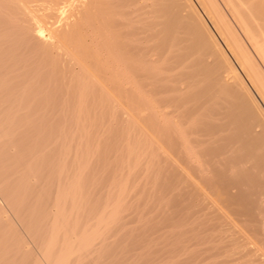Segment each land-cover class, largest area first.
I'll list each match as a JSON object with an SVG mask.
<instances>
[{"label":"bare ground","instance_id":"6f19581e","mask_svg":"<svg viewBox=\"0 0 264 264\" xmlns=\"http://www.w3.org/2000/svg\"><path fill=\"white\" fill-rule=\"evenodd\" d=\"M0 194L31 264H264V0H0Z\"/></svg>","mask_w":264,"mask_h":264},{"label":"rangeland","instance_id":"374dc122","mask_svg":"<svg viewBox=\"0 0 264 264\" xmlns=\"http://www.w3.org/2000/svg\"><path fill=\"white\" fill-rule=\"evenodd\" d=\"M162 164H163V163H162ZM170 175H171V174H170ZM165 176H166V175H165ZM168 180H170V179H168ZM166 181H167V178H166ZM176 185H177V186H175L176 189H174L175 191H173V192H174V195L177 194V195H178L177 198L179 197L177 200H178V201H181V203H183V204L186 202V205H188V204H189L188 202L192 200V198L190 197L191 195L188 193V195L185 196V195H184V192H183V194H181V190H180V188L184 186L182 183L179 182V183H177ZM183 188H184V187H183ZM183 188H182V189H183ZM161 190H162V189H161ZM168 190H169V189H168ZM177 190H178V191H177ZM98 191H100V192H98ZM162 191H163V190H162ZM162 191H161V192H162ZM164 191H165V193H166V196H165V198H163V199H164L165 201H166V199H168V203H169V201L171 200V199H170L171 196L169 197V196H168V193H169V195H171V194H170V191H168V193H167V190H164ZM164 191H163V192H164ZM163 192H162V193H163ZM175 192H176V193H175ZM179 192H180V193H179ZM178 193H179V194H178ZM185 194H187V193H185ZM0 195H1V194H0ZM95 195H96V197H95ZM99 195H100V196H99ZM102 195H103V193H101V190H97V191L95 192V194H94V197H95L96 199H97V198H98V199H101V198H102ZM161 195H162V194H161ZM163 195H165V194H163ZM189 195H190V196H189ZM182 196H183V197H182ZM188 196L190 197V199L187 198ZM99 197H100V198H99ZM162 197H163V196H162ZM180 197H181L183 200H182ZM185 198H186L187 200L184 202ZM180 199H181V200H180ZM188 200H189V201H188ZM193 200H194V201H191V205L194 206V204H196L195 202H196L197 200H195V197L193 198ZM5 201H6L5 198L1 195V196H0V208H1L0 210L4 211L3 213L5 214L6 222H8L9 224H10V222H11V224H10L11 227H12V224H13L12 229H14V230L16 231V232H15L16 235L20 238V240H22V242H23L24 244H27V245H25V247H26V251H24V253H20V252L17 251V249H16V241H15V242H14V241H11V240L8 241V235H7V234L5 235L6 232L0 230V231H1L0 234L2 233V234L0 235V257H2V258H0V264H31V262H32L31 259H32V258H33V259H36V260H41L40 250L38 249L39 244L37 243V241H36V243H33V241H32V238L34 237L33 234L31 233V231H29L28 228H26V229L28 230V233H27V230H24V228H25L24 225H25V224L23 223L22 218H21L18 214H16V213L14 212L13 208L11 207V205H9V204L7 203V201H6V202H5ZM178 201H177V202H178ZM187 201H188V202H187ZM199 202H200V201H197V205H199ZM200 204H201V203H200ZM3 205H4V206H3ZM181 205H182V204H181ZM181 205L179 206L180 209L178 210V212L176 211V214L179 213L180 216H179L178 214H177V215L175 214V216L180 217V218L183 220L185 214H186V218H188L190 215H189L188 211L186 210V208L184 209V211L182 210L183 207L181 208ZM197 205H195L196 207L190 206V207H193V208H191V209H190V207L188 206V208H189L190 210H192L191 213L193 214L192 216L194 217V218H190V220L187 221V222L189 223L190 229L193 230V233H194L196 230H197V232H198V229H200L199 231H201V227H203L202 230H204V225H205V221H203V218H204V220H205V217H204L205 215H204V214L202 213V211H201V210H202L201 206H202L203 204L200 205V206H197ZM197 207H200L199 209H200L201 213H200V211H197L198 209L196 210V211L198 212L199 215H198V214L196 213V211H195V208H197ZM141 208H142V207H141ZM163 208L168 210V207H167V208H166V206H165V207H162L161 211H159V214H160L161 212H162L161 214H163V213H167V212H169V213L171 212L170 209H169L168 211L166 210L167 212H163V211H165ZM188 208H187V209H188ZM189 209H188V210H189ZM12 210H13V211H12ZM171 210H172V209H171ZM180 210H182V211H180ZM185 210H186V212H185ZM190 210H189V212H190ZM194 211H195V212H194ZM169 213H168V216L171 218V222H170L171 224H170V225L173 226V225H175V224L178 223V218H175V216L170 215V214H173L174 211H172L170 214H169ZM180 213H181V214H180ZM191 213H190V214H191ZM195 213H196L197 216H198V217L196 216L197 218L195 217V215H196ZM183 214H184V215H183ZM202 214H203L204 216H203ZM188 215H189V216H188ZM192 216H191V217H192ZM201 216H202L203 218H201V220H200V217H201ZM127 217L129 218L128 220L126 219ZM161 217H162L163 219H162ZM165 217H166V216H165L164 214H163V216H162V215H159V218L156 219V221H157V220H160V219H161V220H164ZM126 218H124V219H126L127 222H126V220H124V221L126 222L125 224H127V227H128V226H131V224H133V223H134V224H133L132 226H135V225H136V223H135L134 221H130L131 219L133 220V218H132L130 215L126 216ZM172 218H173V219H172ZM180 218H179V219H180ZM195 218H196V219H195ZM166 219H167V217H166ZM168 219H169V218H168ZM174 219H175V220L177 219V221H174L175 223L173 224V221H172V220H174ZM197 219L200 221L199 223H196V222H198ZM21 220H22V222H21ZM161 220H160V222H162ZM186 220H187V219L183 220L182 222H184V221H186ZM192 220H194V221L196 220V222H193ZM164 221H167V220H164ZM164 221H163V222H164ZM191 221H192V223H191ZM202 221H203V222H202ZM24 222H25V221H24ZM157 222H158V221H157ZM167 222H168V224H169V220H168ZM167 222H166V224H167ZM185 223H186V222H185ZM188 223H187V224H188ZM194 223H196V224H195V227H194V225H193ZM200 223H201V224H200ZM2 224H4V223L2 222ZM2 224H1V222H0V227H2L1 229L4 230V226H3ZM158 224H159V222L157 223V225H158ZM162 224H164V223H162ZM166 224H165V225H166ZM179 224H181V221H180ZM165 225L162 226V227H163V230H164V229L167 230V231H166L167 234L170 233V232H172V234L170 233V234H171L170 236L173 237V238H172L173 241H176V242H174V244H175V243L177 244V245L175 244V248L178 246L177 249L179 250V245H178V244H179L180 242H182V237H183V238L185 237V238L183 239L184 241L187 240V237L189 236V235H188L189 231H188V230H184V229H180L181 231H179V233H177L178 231H175V232H174V229H177L176 226H175V227L173 226V227H174V228H173V227H171L170 225H168V226H170L171 228H170V229H167V228H169V227H168V226L166 227ZM196 225H198L199 227L196 228ZM132 226H131V227H132ZM177 226H178V225H177ZM191 226H192V228H191ZM5 227H6V226H5ZM157 227H158V226H157ZM157 227H156V228H157ZM159 227H160V224H159ZM164 227H165V228H164ZM195 228H196V230L194 231ZM5 229H6V228H5ZM157 229H158V228H157ZM159 229H162V228H159ZM6 230H7V229H6ZM6 230H5V231H6ZM151 230H152V229H151ZM153 230H154V231H153ZM153 230H152L153 232H156V233H154L153 235L156 234L157 237L159 236V238H158L159 241H161L160 239L163 238L162 235H164V237L168 236V237L171 239V237H170L169 235H167L166 233H165V234H166V236H165V234L162 233L161 231H160V233H162V235L159 234V231L157 232V230H156L155 228H154ZM163 230H162V231H163ZM168 230H170V231L168 232ZM177 230H179V227H178ZM20 231H21V232H20ZM152 231H151V232H152ZM187 231H188V232H187ZM22 232H23V233H22ZM145 232H146V231H145ZM145 232H144V234H145ZM148 232H149V231H147V233H148ZM186 232H187V233H186ZM197 232H195V233H197ZM29 233H31V234H29ZM174 233H175L176 235H175ZM184 233L187 234L188 236L185 235ZM28 234H29V235H28ZM148 235H149V233L146 234V237H147ZM150 235H151V237H150ZM150 235H149V237L152 239V234H150ZM173 235H175V236H173ZM183 235H185V236H183ZM9 236H11V235H9ZM12 236H13V235H12ZM29 236H32V238L29 237ZM177 236H178V239H176ZM13 237L15 238V236H13ZM26 237H27V238H26ZM154 237H156V236H154ZM161 237H162V238H161ZM180 237H181V238H180ZM5 238H6V239H5ZM147 238H148V237H147ZM147 238H146V241H145V242L143 241V243L140 242L141 244H140V243H138V245L136 244L137 247H138V246H139V247L142 246V244H144V243H148L147 240L150 239V238H148V239H147ZM169 238H168V239H169ZM30 239H31V241H30ZM33 239H34V241L36 240L35 237H34ZM155 239H157V238H154V239H153V242H154V244L156 245V243L159 242V241H155ZM168 239L166 238L165 240L168 241ZM185 239H186V240H185ZM163 240H164V239H163ZM172 240H170V242H171ZM177 240L180 241V242H178ZM24 241H25V242H24ZM161 242H162V241H161ZM161 242H160V243H161ZM170 242H169V243H170ZM30 243H31V244H30ZM151 243H152V242H151ZM160 243H159V245H162V244H160ZM164 243H165V242H164ZM164 243H163V244H164ZM171 243H172V242H171ZM171 243H170V244H171ZM36 244H38V246H37ZM157 244H158V243H157ZM165 244H168V243H165ZM144 245H145V244H144ZM147 245H148V244H147ZM155 245H154V246H155ZM145 247H146V246H145ZM155 247H158V245L155 246ZM168 247H169V246L167 245V249H168ZM172 247H174V246H173V243H172V245H170V248H172ZM29 248H30L31 250H30ZM142 248H143V247H141L140 249H142ZM159 248H160V247H159ZM159 248H158V249H159ZM164 248L166 249V246H164ZM170 248H169V249H170ZM5 249H10V250H9L8 253H5V255H4L3 253H4V250H5ZM36 249L38 250V252H36V251H37ZM145 249H146V248L142 249V251H143V252H146V251H144ZM153 249H155V248L153 247ZM153 249H151V251H154V252H155V250H153ZM167 249H166V250H167ZM169 249L167 250V252H164V251H163V246H161V252H159V253H162V254H163V252H164V254H165V255H164V254L161 255V256H162V259H163V258H166V259H167V257H163V256H166V254H170L171 257L176 256V254H177L176 250H175V252L170 253ZM27 250H28L29 252H28ZM159 250H160V249H159ZM159 250L156 249V251H159ZM170 250L172 251V249H170ZM173 250H174V248H173ZM31 251H32V253H31ZM27 252H28V253H27ZM134 252H136V254H134V255H137L138 250L136 251V249H135ZM140 252H141V251H140ZM143 252H142V253H143ZM168 252H169V253H168ZM30 253L32 254V257H31L30 255H29L30 257H28V254H30ZM35 253H36V254L39 253V254L36 255ZM138 253H139V252H138ZM150 253L153 254V252H150ZM150 253H149V254H150ZM159 253H158V254H159ZM21 254H22V255H21ZM131 254H133V251H132ZM140 254H141V253H140ZM152 254H151V255H152ZM154 254H155V253H154ZM154 254H153V259H154V261H155V264H157L156 261H159V262H160V259H159L160 254H159V255H155L156 257L154 256ZM156 254H157V252H156ZM25 255H26V256H25ZM151 255H149V256L151 257ZM170 255H169V256H170ZM23 256H24V257H23ZM38 256H39V257H38ZM146 256L148 257L147 254H146ZM167 256H168V255H167ZM147 257L144 256V258H145V260H144V258H143V257L140 258V255H139L138 257H137V256L135 257L136 260H134V261H138V260L141 261V260H142L141 264H150L149 262L151 261V264H153V263H152L153 261H152L150 258H147ZM154 257H155V258H154ZM30 258H31V259H30ZM135 258L133 257V259H135ZM151 258H152V257H151ZM173 258H174V257H173ZM173 258H171V259L173 260ZM133 259H132V260H133ZM148 259H150V261H148ZM155 259H157V260H155ZM166 259H164L163 261H161V262H163L162 264L165 263V260H166ZM174 259H175V258H174ZM130 260H131V259H130ZM130 260H128V261H130ZM169 260H170V258H169ZM147 261H148V262H147ZM166 261H167V260H166ZM170 261H171V260H170ZM173 261H174L175 264H180V263H179V260H177V261H176V260H173ZM173 261H172V262H173ZM28 262H29V263H28ZM159 262H158V263H159ZM161 262H160V264H161ZM172 262H171V263H172ZM133 263H134V262H132V264H133ZM136 263H137V262H136ZM136 263H135V264H136ZM171 263H169V264H171ZM184 263H185V262H184ZM124 264H125V263H124ZM137 264H139V263H137ZM165 264H168V263L166 262ZM181 264H183V263H181ZM185 264H188V263H185Z\"/></svg>","mask_w":264,"mask_h":264}]
</instances>
